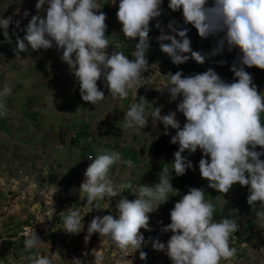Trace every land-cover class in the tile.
<instances>
[{
  "label": "clouds",
  "instance_id": "9594fccd",
  "mask_svg": "<svg viewBox=\"0 0 264 264\" xmlns=\"http://www.w3.org/2000/svg\"><path fill=\"white\" fill-rule=\"evenodd\" d=\"M162 2L119 0L116 18L125 39L136 40L131 53L134 59L117 50L121 41L105 34L106 15L100 11L102 0H36L38 11L28 20L24 40L33 50L49 49L55 44L61 52L60 59L79 84L83 101L96 105L105 98L97 84L101 79L112 97L127 98L129 90L137 91L144 85L142 73L155 65H149L146 52L150 21L161 15ZM111 3L115 4L116 0ZM168 8L173 12L180 10L184 24H191L202 39L223 33L213 55L225 45L229 51L239 50L238 63L234 62L230 68L236 79L225 82L212 68L188 76L181 71L164 75L167 82L156 90L161 93L166 90L169 102L180 97L176 111L185 117L182 127L176 119V111L161 114V106H153L143 96L130 105L124 113L123 129H143L151 117L164 125L165 135L169 127L176 130L170 138V143L179 145L173 153L172 167L170 169L165 163L154 185L114 183L111 178L113 165L122 162L134 167L130 159L122 160L118 151H101L94 157L88 156L91 163L79 187L80 199L88 208L84 214L96 208L94 202L97 200L115 196L120 199L115 205L118 213L115 218L111 214L92 218L85 240L97 233L125 254L129 249L131 253L140 249L144 242L140 230L149 229L148 214L167 201L170 194H179L171 184V172L174 170L180 176L192 168V162L182 155L185 150L194 153L199 148L203 153L198 164L199 174L208 181V187L226 194L236 183L247 186V203L257 227L264 229V160L260 159L264 152L256 150L257 146L264 149V118L261 115L264 94L245 70V66L264 70V0H211V4L209 0H168ZM11 22V17L0 18V29H4L6 38ZM19 26L20 22L16 21V27ZM156 27H160L159 23ZM168 28L172 34L162 31L158 40L161 51L173 64L186 62L189 59L186 54L197 63H204L205 56L191 48L187 28L177 29L173 23ZM109 46L113 49L111 53L107 51ZM17 48L25 50L23 40H17ZM10 94L8 85L0 91V97ZM149 106L152 111L146 115ZM6 114V105L0 102V115ZM126 190L133 192L136 198L129 200L123 196ZM54 211L53 208L50 219ZM214 211V205L205 199V191L190 187L169 212L170 223L163 230L172 235L166 244L155 241L153 247L166 250L172 264H221L222 260H230L237 251L231 246V237L239 225L231 218L216 221ZM84 214L72 207L61 212L63 229L78 234L84 228ZM20 235L24 237V248L30 253L24 257L28 264H52L48 256L31 252L42 242L34 228H25ZM140 258L145 259L146 253L141 251ZM95 259L101 262L103 256ZM71 264L83 262L74 258Z\"/></svg>",
  "mask_w": 264,
  "mask_h": 264
},
{
  "label": "rangeland",
  "instance_id": "374dc122",
  "mask_svg": "<svg viewBox=\"0 0 264 264\" xmlns=\"http://www.w3.org/2000/svg\"><path fill=\"white\" fill-rule=\"evenodd\" d=\"M102 3L100 11L106 15L107 25L105 34L121 41L117 50L134 59L131 53L135 50L136 40L125 39L116 18L119 0L115 4L111 0H102ZM35 5L36 0H0V18L11 17L12 21L7 38L4 29H0V91L5 85L11 88L10 95L0 97V102L7 108V114L0 115V264H28L24 257L30 253L24 248V238L19 236L23 225L34 228L42 240L31 252L48 256L52 264H71L74 258H79L83 264H172L166 250L155 249L153 243L166 244L172 235L163 230L170 223L169 212L190 187L205 191V199L214 205L216 221L231 218L239 225L236 239L231 238V246L237 251L233 258L222 260L221 264H264V229L257 227L247 203L248 187L236 183L226 194L208 187V181L199 174L198 164L203 155L199 148L194 153L187 150L182 153L192 162V168L180 176L172 170L171 184L179 194H170L167 201L148 214L149 229L140 230L144 242L134 253L129 249L125 254L97 233L85 240L87 225L94 216H117L115 205L120 196L97 200L94 202L96 208L84 214L88 208L79 194L84 171L91 163L88 156L94 157L101 151H118L122 160L133 162L134 167L122 162L113 165L111 178L114 183L130 182L133 186L157 183L161 167L165 163L170 169L172 167L173 153L179 145L170 143V138L176 130L169 127L168 135H165L164 125L151 117L143 129H123L124 113L140 96L153 106H161V114L176 111L180 97L169 102L166 90L163 93L156 90L167 82L164 75L169 72L181 71L182 75L188 76L212 68L225 82H234L231 80L236 78L230 68L234 62L238 63L239 50L229 51L225 45L213 55L223 33L209 36L202 42V47H197L196 41L201 37L196 29L191 24H184L183 18L175 20L182 12L171 11L168 0H163L161 15L149 25L146 58L149 65H155L142 73L144 85L137 91L129 90L127 98H114L101 79L97 84L105 98L93 105L81 99L79 84L60 59L61 52L54 43L52 48L33 50L24 40L28 20L38 11ZM172 20L176 21L174 27L177 29H188L191 48L205 56L204 63H197L186 54L189 59L176 65L161 51L158 37L162 31L172 34L165 27ZM16 21L20 22L19 27H16ZM18 39L23 40L24 51L17 48ZM112 50L111 46L107 49L109 53ZM208 59L213 65H208ZM245 69L252 78L264 73L256 67L245 66ZM151 111L149 106L146 115ZM176 119L182 127L185 117L181 112L176 111ZM260 159L264 160V156ZM122 195L129 200L136 198L127 190ZM71 207L84 214V228L78 234L67 233L60 220V213ZM53 208L55 211L50 219ZM141 251L146 253L143 260ZM98 255L103 256L101 262L95 259Z\"/></svg>",
  "mask_w": 264,
  "mask_h": 264
},
{
  "label": "built area",
  "instance_id": "2783aa9c",
  "mask_svg": "<svg viewBox=\"0 0 264 264\" xmlns=\"http://www.w3.org/2000/svg\"><path fill=\"white\" fill-rule=\"evenodd\" d=\"M183 17H182V13H178V15L176 16V18H175V20H180V19H182ZM170 21V22H167L166 24H165V27H168V25L170 24V23H173V26L176 24V21ZM204 41V39H199V40H197L196 41V45H197V47H202V42ZM208 64L209 65H213V62H212V60L211 59H208ZM253 83L257 86V89L259 90V91H262V94H264V73L261 75V76H256L255 75V77L253 78ZM262 115V118H264V113H262L261 114ZM262 124H264V120H262ZM256 150L257 151H261V152H264V149H262V148H256ZM261 156H264V155H261ZM25 228H28V226L27 225H23L22 226V229L21 230H19V236H21L20 235V233L21 232H23V230L25 229ZM237 234H238V232H235L233 235H232V239L233 240H235L236 239V237H237ZM22 238H24L23 236H21Z\"/></svg>",
  "mask_w": 264,
  "mask_h": 264
},
{
  "label": "crops",
  "instance_id": "0c3cea01",
  "mask_svg": "<svg viewBox=\"0 0 264 264\" xmlns=\"http://www.w3.org/2000/svg\"><path fill=\"white\" fill-rule=\"evenodd\" d=\"M217 46H218V44H217ZM217 46H216V48H217ZM246 71H247V69H245ZM231 81H234V80H231ZM258 148H260V146H258ZM7 226H5V228H6ZM18 252H21V250H18ZM16 253V252H15Z\"/></svg>",
  "mask_w": 264,
  "mask_h": 264
}]
</instances>
